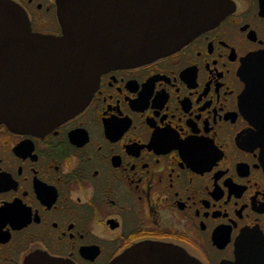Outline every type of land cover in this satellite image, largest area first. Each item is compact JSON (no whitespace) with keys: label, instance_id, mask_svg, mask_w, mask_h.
<instances>
[{"label":"flooded vegetation","instance_id":"af4514ba","mask_svg":"<svg viewBox=\"0 0 264 264\" xmlns=\"http://www.w3.org/2000/svg\"><path fill=\"white\" fill-rule=\"evenodd\" d=\"M60 37L58 0H13ZM103 73L43 134L0 125V264H110L136 245L264 264V0Z\"/></svg>","mask_w":264,"mask_h":264},{"label":"water","instance_id":"95a60500","mask_svg":"<svg viewBox=\"0 0 264 264\" xmlns=\"http://www.w3.org/2000/svg\"><path fill=\"white\" fill-rule=\"evenodd\" d=\"M225 3L58 0L63 34L56 37L35 33L22 6L0 0V125L17 133L52 131L85 109L103 73L178 51L221 20ZM110 264L203 263L187 252L145 243Z\"/></svg>","mask_w":264,"mask_h":264}]
</instances>
